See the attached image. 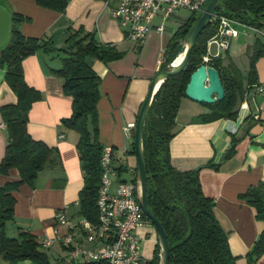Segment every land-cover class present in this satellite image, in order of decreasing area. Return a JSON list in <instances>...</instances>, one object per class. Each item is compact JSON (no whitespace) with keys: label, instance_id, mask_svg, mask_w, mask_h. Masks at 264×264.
I'll list each match as a JSON object with an SVG mask.
<instances>
[{"label":"crops","instance_id":"obj_1","mask_svg":"<svg viewBox=\"0 0 264 264\" xmlns=\"http://www.w3.org/2000/svg\"><path fill=\"white\" fill-rule=\"evenodd\" d=\"M6 1L12 13L25 18L17 26L25 37L50 41L55 49L62 51L67 47L66 40L70 34L82 31L93 33L100 43L112 44L123 53L120 60L107 64L94 61L92 64L101 79L97 103L98 141L103 148L113 150L114 163L121 167L120 178L135 179L134 129L128 135L125 128L129 124L135 125L150 81L161 65L172 35L182 23L169 35L164 32L168 19L163 24V32L152 31L145 43L137 47L127 40L125 31L111 17V9L118 0H71L62 14L41 8L33 0ZM156 23L159 25L161 21ZM233 27L238 35L231 42H238L239 28L252 32L253 36L248 35L250 38L245 41V47L252 44L256 35L260 36L246 26L238 24ZM260 37L264 43V37ZM138 48L140 52L137 54ZM231 52L228 51L229 56ZM57 55L59 58L64 56L62 52H37L23 60L22 69L26 84L41 96L29 111L27 133L33 140L56 149L60 166L44 168L32 187L23 184L13 193L16 201L13 221L7 224L6 229L9 238H18L20 232H26L40 244L46 239L53 240L49 248L41 245L51 260L68 257L62 246V237L71 232L67 226L57 223L55 214L62 212L72 223L81 220L77 216L78 194L84 184L77 151L79 135L61 125V121L72 114V98L63 93L64 80L51 73L61 65ZM256 72L257 82L264 84V57L257 61ZM15 103L16 97L4 82V71L0 69V107ZM257 110L259 120L255 121L251 115ZM208 112L207 108L182 99L175 135L169 142L170 163L181 172L200 169L201 190L214 202L213 213L227 237L229 250L236 258V264H246L247 254L264 229L254 208L241 199L250 187L264 182V96L258 95L255 103H250L248 112H239L233 123H230L232 119L201 123L199 116ZM248 117L249 120L245 121ZM231 129H236L235 136L240 141L233 157L221 163L233 136ZM6 144L7 131L0 115V162ZM210 162L221 165L218 170L206 168ZM128 169L131 173L126 172ZM19 179L18 170L12 168L7 174L0 175V187ZM71 233L82 240L79 231ZM139 235L142 255L150 262L159 246L156 232L150 223H146L139 230ZM84 246L91 248L93 244L85 243ZM0 264H6L1 256ZM255 264H264V254Z\"/></svg>","mask_w":264,"mask_h":264},{"label":"trees","instance_id":"obj_2","mask_svg":"<svg viewBox=\"0 0 264 264\" xmlns=\"http://www.w3.org/2000/svg\"><path fill=\"white\" fill-rule=\"evenodd\" d=\"M41 8L64 13L71 0H33ZM206 7V6H205ZM226 17L239 25L252 29L264 37V0H218L213 18L201 32L192 49L188 64L180 74L165 80L153 97L143 127L142 148L147 172V204L161 224L169 245V264H236L231 254L227 237L217 222L214 202L206 197L199 181V168L192 171H177L170 163L169 142L175 135L176 118L190 75L203 63L207 55V42L216 34V17ZM199 15L192 13L172 35L166 49L164 66L171 64L183 51L181 42ZM24 17L13 13L11 37L0 51V69L4 82L16 97V103L0 107V115L7 131V144L0 175L14 168L20 179L0 187V256L6 264H96L89 261H74L67 258L51 260L36 238L20 232L18 238H9L7 224L13 221L15 198L13 193L23 184L33 186L40 171L46 167H59L57 150L27 133L28 114L33 103L39 101V92L29 87L24 79L22 62L25 58L43 52H62L60 67L51 73L64 80L63 93L72 98V114L61 125L79 135L77 151L83 170V187L78 194L77 216L92 225L98 223L97 198L102 169L100 159L103 146L98 141L97 103L100 98V76L93 70L94 61L107 64L120 60L123 53L112 44L100 43L93 33L77 31L67 38L65 50L55 49L50 41L25 37L17 26ZM256 35L252 44L245 47L248 67L245 75L225 51L227 64L221 57L211 58L207 66L217 70L224 89L220 102L202 105L207 114L199 116L201 123L237 117V105L244 98L247 88L257 84L256 63L264 57V43ZM140 48L136 49V53ZM55 58V57H54ZM250 117L246 118L248 121ZM240 141L235 135L225 151L222 162L235 154ZM134 153V150L132 151ZM219 164L208 163L205 167L218 170ZM243 199L254 208L256 218L264 224V182L250 187ZM147 223H149L147 221ZM160 248L154 251L148 264H159ZM264 254V229L247 254L246 264H255Z\"/></svg>","mask_w":264,"mask_h":264},{"label":"built area","instance_id":"obj_3","mask_svg":"<svg viewBox=\"0 0 264 264\" xmlns=\"http://www.w3.org/2000/svg\"><path fill=\"white\" fill-rule=\"evenodd\" d=\"M208 0H118L111 9V17L119 23L125 31L127 40L137 47H141L152 31L163 32L164 23L180 10L190 13H201ZM160 20L158 25L156 21ZM218 23L216 34L207 42V55L203 58L206 65L211 58L219 57V52L212 53L211 46L228 48L229 40L235 39L238 32L234 25L238 23L226 17H216ZM262 35L261 32H257ZM225 50V51H226ZM167 51L162 56L161 65L166 61ZM258 95L264 96V84L257 83L246 89L244 98L238 104L237 112L249 110L250 103H255ZM252 118L259 120V110L253 113ZM237 120V119H236ZM235 122L230 120V123ZM135 128L129 124L125 131ZM233 135L236 129L230 130ZM102 169L98 188L97 225L90 224L81 219L78 223H72L62 212L55 214L58 224L67 226L71 232L77 230L81 239H77L73 233L62 237V246L68 252V259L74 261H89L96 264H148L141 252V237L139 230L147 223L140 208V188L135 179H121V167L113 160V150L104 147L100 159ZM131 173V169L126 171ZM93 244L86 248L84 244ZM53 240L46 239L42 247L49 248Z\"/></svg>","mask_w":264,"mask_h":264},{"label":"water","instance_id":"obj_4","mask_svg":"<svg viewBox=\"0 0 264 264\" xmlns=\"http://www.w3.org/2000/svg\"><path fill=\"white\" fill-rule=\"evenodd\" d=\"M217 4L218 0H208L207 5L201 12L198 20L192 25L184 37L181 44H183V47L187 44V47L184 50V55L179 65L175 68H171V64L164 66L165 62L160 65L159 69L150 81L147 94L139 109L135 123L133 150L136 158V180L140 188L139 205L146 220L153 226L156 232L160 248L159 264H169L170 251L166 234L147 204V172L142 148L143 127L154 95L165 80L184 71L188 64L191 51L195 47L196 40L201 32L211 22ZM12 20L13 13L8 2L6 0H0V51L7 46L10 40ZM158 80H161V83L155 90ZM184 96L189 101L199 105H210L220 102L224 97V89L217 70L205 64L200 65L190 75L189 81L185 87Z\"/></svg>","mask_w":264,"mask_h":264},{"label":"rangeland","instance_id":"obj_5","mask_svg":"<svg viewBox=\"0 0 264 264\" xmlns=\"http://www.w3.org/2000/svg\"><path fill=\"white\" fill-rule=\"evenodd\" d=\"M200 16V12L197 13ZM191 13L187 10H180L178 11L174 16H172L169 21L167 22V28L165 29L166 34H173L176 28L179 24L183 23L185 20H187L190 17ZM240 36L238 42H231V39L228 41L229 45L227 50L232 51L230 56L231 60L234 62V64L238 67V69L241 71L243 75L247 72L248 67V56L246 55V52L244 50V43L245 41H248V35L253 36L252 32L246 28H239ZM183 46V44H182ZM225 50L223 48H217L216 45L211 46V52L216 53L219 52V57L223 59V64H227V57L225 55ZM239 104V103H238ZM199 105V104H198ZM202 106V105H201ZM203 107V106H202ZM182 108L185 109V105H182ZM238 108V106H237ZM187 109V108H186Z\"/></svg>","mask_w":264,"mask_h":264},{"label":"bare ground","instance_id":"obj_6","mask_svg":"<svg viewBox=\"0 0 264 264\" xmlns=\"http://www.w3.org/2000/svg\"><path fill=\"white\" fill-rule=\"evenodd\" d=\"M187 47V44L184 45L183 47V51L181 53H179L177 55V57L173 60V62L171 63V68H175L179 65V63L181 62L182 58H183V55H184V50L185 48ZM161 83V80H158L157 81V84L155 86V90L158 88V86L160 85Z\"/></svg>","mask_w":264,"mask_h":264}]
</instances>
